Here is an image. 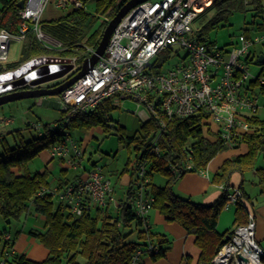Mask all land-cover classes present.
<instances>
[{"label":"trees","instance_id":"trees-1","mask_svg":"<svg viewBox=\"0 0 264 264\" xmlns=\"http://www.w3.org/2000/svg\"><path fill=\"white\" fill-rule=\"evenodd\" d=\"M24 0H0V28L16 30L21 22L18 14L19 4ZM82 3L79 8H70L58 18L48 21L41 20V28L49 37L61 43L60 48H47L30 30L21 43L20 59L0 65V73L14 70L27 60L52 55L59 57H75V63L80 66L85 58L90 56L97 47L103 30L108 21L128 0H93L94 12L90 13L84 5L90 0H78ZM215 8V13L209 18L196 36L199 40L214 44L209 40L207 32L218 26V22L225 18V13L236 5L250 6L252 19L246 22L243 34L250 37L258 32H264L263 0H213L209 6ZM208 6V7H209ZM159 52L155 60V67L159 70L166 59L164 53ZM260 52L246 58L248 63L255 60L261 66L259 75L264 74V61L259 63ZM69 73L73 75L80 69ZM63 81V80H62ZM62 81H58L55 86ZM25 85L19 89H26ZM264 85H261L263 90ZM112 98L101 101L97 107L85 114L78 115L68 125L71 136L75 130H89L99 128L102 131L114 129L120 134V140L127 144H134L136 151L134 167L131 169L130 184L124 198L118 199V210L95 209L75 216L68 208L56 202L50 195L36 196V192L44 186H49L48 170L30 172L28 163L41 151L48 150L56 141H63V134L39 135L30 124L25 130H14L7 135L0 134L3 148L0 152V215L6 220L18 219L33 206L37 213L44 215L45 230L31 233L37 237L48 249L47 258L41 262L28 260L23 254L14 253L5 258L7 264H80L79 257H83L81 264H130L137 249L141 251V259L148 255L153 260L165 256L167 248L163 247L165 239L152 233L151 228L142 226V220L127 203L134 185V173L139 163H144L145 173L150 177L147 183L148 191L153 196V207L169 222L181 225L188 233L195 236V243L200 248L198 264H211L222 245L230 240L232 229L237 225L246 224L248 210L245 205L247 194L239 186L240 195L235 203L233 225L222 233L217 231V223L221 210L226 204V190L210 204L195 202L189 197L177 194L173 186L176 181L187 172L205 169L210 160L225 146L219 140H211L206 136L207 115L194 114L185 118H174L166 122V128H159L154 118L142 121L139 135L125 136V128L114 122L109 115L115 109ZM252 132L246 133L242 141L247 145V151L230 158H226L214 173L212 182L225 187H231L229 177L232 172L241 174L255 169L261 193L264 194V164L255 168L259 153L264 152V119L259 116L251 118ZM11 136V145L6 137ZM76 140L79 141L75 136ZM156 145L159 150L151 153L150 149ZM190 159L193 168L185 170L184 165ZM96 163L92 162V165ZM174 165V168L170 167ZM129 170L128 168H126ZM61 171H67L62 168ZM162 173L166 177L164 185L153 183V174ZM61 179L56 186L66 183L75 177ZM136 232V239H130ZM9 230H0V252L13 246L14 238L5 240L3 237ZM149 246L151 248L149 249ZM140 264V262H139Z\"/></svg>","mask_w":264,"mask_h":264},{"label":"built area","instance_id":"built-area-1","mask_svg":"<svg viewBox=\"0 0 264 264\" xmlns=\"http://www.w3.org/2000/svg\"><path fill=\"white\" fill-rule=\"evenodd\" d=\"M47 1L24 0L18 12L21 22L17 29L0 28V62L9 60L11 43L21 44L30 30L43 45L50 41L54 48L61 47L60 42L48 37L41 28V16ZM212 1L146 0L137 4L114 28L104 53L96 63L61 93L47 97L58 103L63 117L42 127L37 123L30 126L39 135L63 134L64 140L54 142L48 150L64 169L76 170L77 175L60 186L41 187L36 196L56 198L75 216L96 208L117 212L118 198L110 179L97 163L91 168L83 165L85 150L68 129L71 120L94 110L101 101L110 97L115 105L125 98L133 100L137 108L143 107L140 112L143 121L154 118L162 130L168 120L204 113L207 115L209 133L206 136L209 139L219 140L225 147H235L243 142V136L253 130L251 118L261 107L252 86L255 83L264 85V78L259 73L256 76L251 74L246 58L253 54L256 44H264V34L247 37L241 33L230 48L199 40L193 31V21ZM81 5L78 0H56L60 9L79 8ZM174 45L184 51L183 55L166 68H162V64L158 70L154 63L159 52L170 51ZM61 58L67 57L42 55L26 62H33L34 67L24 68L22 65L0 73V76L8 75L0 82V94L25 85L35 87L30 80L37 77L36 71L43 66L55 70L57 64L62 63ZM71 59L74 70L76 58ZM12 72L14 75H10ZM27 77L30 78L28 81L19 84ZM2 122L8 124L11 120ZM158 150L154 145L150 152ZM81 166L82 173L78 171ZM170 167L174 168V165L170 164ZM184 168H193L190 159ZM145 171L144 163L136 166V185L127 203L141 218L142 226L148 228V213L154 198L148 191L150 177ZM196 171L207 174L206 168ZM219 186L226 190L224 207L237 202L239 188ZM255 226L254 214L249 212L247 223L235 226L230 240L222 245H230L234 251L227 260L217 261L221 247L211 264H264V249L255 240ZM3 238L10 240L11 236L6 233ZM14 253L13 246L0 252V264H7L5 258ZM140 261L141 251L137 249L130 264H139Z\"/></svg>","mask_w":264,"mask_h":264},{"label":"rangeland","instance_id":"rangeland-1","mask_svg":"<svg viewBox=\"0 0 264 264\" xmlns=\"http://www.w3.org/2000/svg\"><path fill=\"white\" fill-rule=\"evenodd\" d=\"M54 1L51 0L50 3L45 7V15L48 13V9L51 7L54 9ZM264 5V0H263ZM84 8L90 12H94V1L90 0L84 5ZM70 9H54L55 14H62ZM215 8L211 5L203 10L193 21V31L195 33L200 32V28L204 26L209 18L215 13ZM252 19V10L250 6H239L231 8L225 13V18L221 19L218 22V26L214 29H211L207 32L209 40L215 43L218 47L230 48L232 43L237 42L238 35L243 32V28L246 27V22H249ZM259 34H264L263 31L258 32ZM47 48H54V44L50 41L44 45ZM254 51L256 55L260 52H264V44L259 43L254 46ZM178 52V53H177ZM21 53V44L17 42L11 43L10 46V57L7 62H0L1 66H5L7 63L18 61L20 59ZM184 51L178 46L174 45L173 49L165 52L164 55L166 59L162 62V68L168 67L170 64L175 63L180 59V56L183 55ZM180 55V56H179ZM35 58V57H34ZM32 59V58H31ZM29 59V60H31ZM27 60V61H29ZM26 61V62H27ZM255 60L249 64V70L253 76H256L261 70V66L255 63ZM24 62V63H26ZM23 63V64H24ZM19 65L17 68L22 66ZM80 64L77 63L76 67H79ZM16 68V69H17ZM75 69L73 71H75ZM66 76L48 81L40 84V87H47L54 85L58 81L64 80ZM261 78H264V74L260 75ZM253 91L258 95L260 109L258 110L259 116L264 118V88L261 90L259 83L253 84ZM118 106L115 109L110 110L109 115L114 122L119 123L125 128V136L127 135H139V126L143 121L141 117V110L143 107L137 108L136 103L129 99L125 98L119 101ZM63 117V113L55 107L45 106L43 104V98H23L11 102L4 103L0 105V134L7 135V132L14 130H23L26 133H29L25 130L27 124H39L41 127L45 123H54L56 120H59ZM10 119L11 122L8 124H3L2 120ZM82 145V149L85 150L83 155V165L87 168L92 167V162H96L100 167H102L104 174L108 176L115 189L116 197L123 198L125 197L126 190L128 188V180L130 177L131 169L134 167L135 160V148L134 144H127L125 140H120V134L114 129L109 131H102L99 128H92L89 130H75L72 133ZM89 137L88 141H86ZM6 141L11 145L12 139L11 136L6 137ZM3 148V142L0 139V152ZM238 147H225L224 150L219 152L216 157V161L225 156L230 157V154H237L244 150V148L237 149ZM230 153V154H229ZM231 155V156H232ZM264 162V152H261L257 156L256 166L261 165ZM28 168L31 172H42L45 169L48 170V182L49 186H56L59 180L71 178L74 173H77L76 170L68 169L67 171H61L62 167L59 164L57 158H53L49 150H41L29 163ZM128 168L129 170H127ZM80 173L83 172L82 166L78 170ZM249 176L247 173L246 178ZM249 179H252L249 177ZM153 183L161 184L166 183V177L162 173L153 174ZM256 182V179L252 180ZM163 184V185H164ZM246 190L249 194L250 200L253 203H256V199L261 200L263 197L260 193V187L257 184L246 183ZM56 202V198H53ZM246 202V200H244ZM31 207V206H30ZM29 207V208H30ZM33 207V206H32ZM235 205H231L228 210L222 209L217 224V231L222 233L228 228H231L233 221ZM29 210V209H28ZM26 211L20 215L18 219H10L6 221L0 215V230L6 228L9 230L15 229V227L21 228L24 223H28V226H31L32 223L38 222L39 225L45 228L44 215L32 211ZM255 233V231H254ZM259 245V244H258ZM260 246V245H259ZM261 247V246H260ZM79 263H83V257L78 258Z\"/></svg>","mask_w":264,"mask_h":264},{"label":"crops","instance_id":"crops-1","mask_svg":"<svg viewBox=\"0 0 264 264\" xmlns=\"http://www.w3.org/2000/svg\"><path fill=\"white\" fill-rule=\"evenodd\" d=\"M50 1L51 0L47 1L45 7H47ZM68 1L71 2L73 0H68ZM53 8L55 10L59 9V7L56 6V0L54 1ZM45 9L41 16L42 21H48L51 19L58 18L65 13L62 12V14H55L54 9L52 10V8L50 7L48 9L47 15H45L44 14ZM256 116H259V114L257 113ZM259 117L262 118L261 116ZM208 133L206 132V134ZM88 139L89 137H87L86 141H88ZM235 147H238L237 148L238 150L241 148H244V150L238 152L237 154L235 153L233 155L232 153L231 154L229 153L230 157L243 154L247 151V145L245 142H241L238 146ZM230 157L225 156V158H221L220 160L217 161H216L217 157L216 156L213 157L206 167L207 174H203L197 171L185 173L174 184L173 186L174 191L181 196L189 197L195 202H199L203 204L212 203L221 194V188L218 184L212 182L211 178L214 175V173L219 169L222 162L226 158H230ZM59 164L61 165L60 161ZM263 164L264 162L261 165L255 166V168L260 167ZM29 171L31 172L30 169ZM247 173H249V176L246 178ZM249 177L252 179H249ZM254 179H256V182L252 181ZM129 182H130V177L128 180V184ZM247 182L249 183L252 182V184H257L260 187V193H261V186L258 183V178L255 169L246 171L243 174H241L238 171H234L231 173L229 177V184L231 187L239 188V186L241 185L244 192L247 194L248 198H245L246 200L245 205L248 210V213L252 212L254 214V218L256 222L255 233H254L255 240L261 246V248L264 249V194L261 193L263 197L261 200L256 199V203L251 202L245 186ZM163 184L164 183L161 182L160 185ZM231 205L234 206L235 203L230 204L224 207L223 209L228 210L231 207ZM32 210H34V208L31 206L28 211L30 212ZM111 210L113 211V209ZM233 218H234V213H233ZM148 222L150 224L152 233L157 234L163 237V239H165V243L163 244V247L167 248V251L165 256L160 257L156 260H153L148 255H145L142 257L140 264H198L197 262L200 255V248L196 245L195 236L193 234L188 233L178 223L167 221L165 217L162 214H160L158 210L154 208H152L148 213ZM27 224L28 223H24L21 228L15 227V229L13 230L9 228V234L14 238L13 241L14 251L18 254H23L28 260L34 262H41L47 258L49 251L43 245V243H41L40 240L37 237H35L31 232L32 231L43 232L45 228L39 225L38 222L32 223L31 226H28ZM232 225H233V221H232ZM130 239L132 240L136 239V232L132 233Z\"/></svg>","mask_w":264,"mask_h":264},{"label":"water","instance_id":"water-1","mask_svg":"<svg viewBox=\"0 0 264 264\" xmlns=\"http://www.w3.org/2000/svg\"><path fill=\"white\" fill-rule=\"evenodd\" d=\"M146 0H128L118 12L108 21L105 26L99 43L93 53L85 58L80 66V69L71 76H67L61 83L52 87H40L39 85L48 81L60 79L67 74L71 73L74 64L71 58H61L62 63L57 64L55 70H51L48 66H43L40 70H37V77L30 80V84L35 86L33 88L17 89L12 91L3 92L0 94V105L23 99V98H43V104L49 107H55L59 109V105L56 101L47 98L48 96L57 95L61 93L65 88L75 82L79 77H81L89 68H91L99 57L104 53L105 48L108 44L111 33L114 28L120 22L122 17L134 6ZM19 8L23 7V1L18 5ZM264 61V54H260L257 58V62L261 63ZM24 68L34 67L33 62H28L23 64ZM10 75H14L12 72ZM8 75L0 76V82L7 78ZM30 78H24L19 82V84L25 83ZM243 260H246L243 256L239 255Z\"/></svg>","mask_w":264,"mask_h":264},{"label":"bare ground","instance_id":"bare-ground-1","mask_svg":"<svg viewBox=\"0 0 264 264\" xmlns=\"http://www.w3.org/2000/svg\"><path fill=\"white\" fill-rule=\"evenodd\" d=\"M5 80V79H4ZM234 251V248L230 245H224L221 249V255L216 258L217 261H225L228 259L231 252Z\"/></svg>","mask_w":264,"mask_h":264}]
</instances>
